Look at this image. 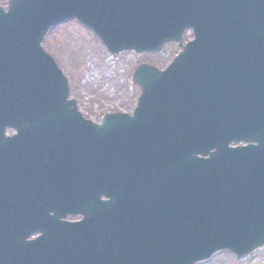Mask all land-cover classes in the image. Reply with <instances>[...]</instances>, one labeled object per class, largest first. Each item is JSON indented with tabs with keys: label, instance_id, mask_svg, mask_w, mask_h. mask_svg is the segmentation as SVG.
<instances>
[{
	"label": "water",
	"instance_id": "obj_1",
	"mask_svg": "<svg viewBox=\"0 0 264 264\" xmlns=\"http://www.w3.org/2000/svg\"><path fill=\"white\" fill-rule=\"evenodd\" d=\"M70 21L110 55L159 54L169 44L181 52L165 71L139 65L133 114L95 124L69 100L68 80L42 47ZM188 30L194 40L183 45ZM262 248L264 0L0 8L4 264H200Z\"/></svg>",
	"mask_w": 264,
	"mask_h": 264
},
{
	"label": "rangeland",
	"instance_id": "obj_2",
	"mask_svg": "<svg viewBox=\"0 0 264 264\" xmlns=\"http://www.w3.org/2000/svg\"><path fill=\"white\" fill-rule=\"evenodd\" d=\"M8 1L0 0V7L6 8ZM192 39L188 32L184 43ZM43 48L69 80L72 98L78 102L79 111L97 123L105 114L131 113L136 107L140 90L132 84V76L138 65L148 63L163 70L179 52L175 44L156 56L133 53L113 56L92 33L75 21L52 29ZM202 264H264V248L245 259L221 253Z\"/></svg>",
	"mask_w": 264,
	"mask_h": 264
},
{
	"label": "flooded vegetation",
	"instance_id": "obj_3",
	"mask_svg": "<svg viewBox=\"0 0 264 264\" xmlns=\"http://www.w3.org/2000/svg\"><path fill=\"white\" fill-rule=\"evenodd\" d=\"M13 134H14V132H13V131H10V135H13ZM67 220L70 221V222H76V221H79V220H80V217H76V218L68 217ZM40 236H41L40 233H34V234H32V235L28 238L27 242L35 241V240H37ZM0 264H4V263H3V259H2L1 256H0ZM7 264H9V263H7ZM13 264H14V263H13Z\"/></svg>",
	"mask_w": 264,
	"mask_h": 264
}]
</instances>
